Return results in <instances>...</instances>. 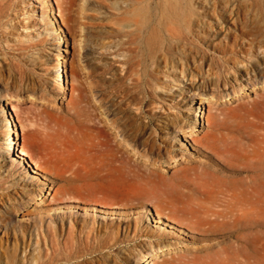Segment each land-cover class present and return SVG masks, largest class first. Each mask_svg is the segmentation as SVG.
<instances>
[{"label":"rangeland","instance_id":"rangeland-1","mask_svg":"<svg viewBox=\"0 0 264 264\" xmlns=\"http://www.w3.org/2000/svg\"><path fill=\"white\" fill-rule=\"evenodd\" d=\"M168 6L167 0H0V264H200L235 241H204L178 222L184 213L166 201L159 182L182 179L183 167L194 166L195 189L208 180L199 170L205 162L220 175L227 156L201 141L211 131L235 147L252 143L241 130L252 118L241 116L264 101V78L248 80L254 70L242 76L225 58L239 57L243 70L264 56V0H192L195 15L179 20ZM224 38L241 39L236 55L219 52ZM242 45L252 52L242 53ZM169 48L191 66L178 60L175 70ZM77 120L85 142L98 123L118 133L138 164L113 190L70 171L77 160L68 138L77 134ZM118 128L136 135V150ZM14 138L35 174L12 150ZM227 143L220 144L222 154ZM243 161L255 169L251 186H263L260 224L251 219L246 235L249 241L260 235L264 264V167ZM132 185L143 194L129 196ZM210 242L215 251L204 250Z\"/></svg>","mask_w":264,"mask_h":264},{"label":"bare ground","instance_id":"bare-ground-1","mask_svg":"<svg viewBox=\"0 0 264 264\" xmlns=\"http://www.w3.org/2000/svg\"><path fill=\"white\" fill-rule=\"evenodd\" d=\"M167 2L169 3L168 10L171 12V15L173 18L178 16L177 19L179 20V18L182 17L185 13H188L190 17L192 14L195 15L194 9L192 6V0H167ZM174 20H176V18H174ZM197 23H198V27H200V25H201V28L203 27L204 22L202 23L200 19H197ZM202 30H204V27ZM162 36L164 37V35ZM172 37L173 36H171V38ZM198 38H201V37H198ZM224 39H225L224 40L225 42L219 45L218 47L219 52L225 53L229 51L232 55H236V53L238 52L236 49V46L240 45L238 44V42L241 41V39H230V38H224ZM220 40H222V38H212L211 41L213 43H216L217 41L219 42ZM229 40L230 42H227ZM211 41L205 39V43L207 44H211ZM239 49L241 50L242 53L249 51V50L252 52V49L250 46L245 47L244 45H242ZM168 50H170L169 54L171 56L174 57L176 55L175 54L177 50L176 48H169ZM254 54L252 55V57H256V55ZM178 56L180 57V55ZM176 57H174L171 61H169L172 64L173 68H175V70L176 69L178 70L181 66L178 60H181V61L184 60L187 63H190L188 61L189 59L187 60L185 58V59L177 60L175 59ZM225 61L231 64L233 70L241 72L242 76H245V75L251 76V72L254 70L256 75L251 76V78L249 77L248 80L250 81H253L260 77L264 78V56L261 57V59L259 60L257 64L250 63L251 66L247 65L244 67L243 70L242 68L240 69V67H237L238 64L244 63L243 61H241V59H239V57L237 58H234V57L227 58L226 57ZM190 66H191V63H190ZM199 70H200V67H199ZM193 71H196V70H193ZM223 83L226 86L231 82L228 79V80H225ZM7 102H8L7 110H8V113L11 114L10 115V120H11L14 116H13L12 108L10 105V99H8ZM235 111L237 112L236 109L234 110V112ZM225 116L227 117V115ZM241 117L242 119L244 118L248 119V117L252 118L247 121L244 119L246 122L242 125V129H241L244 137L252 141L251 144L245 141H241V145H239V147H235L233 146L234 142L229 143L228 141L227 143L228 138L223 133H219V135H217L215 132H212V131L208 133L207 137L203 136L204 139L201 140L203 143L202 145L205 146L206 149L214 152L215 154H218L219 156H227L226 158H224L227 166L225 167V169L223 168L224 171L223 170L220 171L221 173L220 175L217 176L216 173H219L217 171L218 169L215 168V165H213L212 162H209V163L205 162V164H202L200 166L199 170L203 175L206 176V178H208V180L206 181L201 180V182L196 183L195 189L191 187L193 185L190 182L191 180L189 179L190 172L192 170L196 171L197 167H194V166H184V167L182 166L183 167L182 171L184 175L182 179H173L169 182H165L164 180H162L159 182V185H162L164 187L163 188L164 193L167 194L166 201L167 202L169 201L170 204L171 203H173L174 205L176 204L178 211H182L184 213L183 214L184 217L181 219L182 221H178V222L183 223V225H185L186 227L192 230H196L198 234L202 235V239L204 241H213L218 238H222L226 240L230 237L231 238L233 236L235 237V241H233L232 244L227 245L225 244V242H223L224 245H222L220 249L217 248L218 251L215 256H212L213 253L208 252L207 254L208 257L205 258V260H202L200 264H259L260 235L255 234L258 231L257 230L254 233L255 235H253L252 240L249 241V238H247V235H246V230L248 229V223L251 221V219L254 218V220L257 223L259 222V219H261L260 217H261V208H262V187L263 186H262V182H260L259 186L256 188L251 186V183H250L251 176L249 175V172H253L255 171V169L253 170L250 167L252 165L251 163H250L251 165L248 163L250 166L244 165L247 163H245L243 159L244 160H246L247 158L256 159V161L254 162H258L257 168H259L260 165L264 167V101H259L256 104L255 103L252 104V107L250 109L248 108L245 111V114L244 115L242 114ZM89 119L90 121H95L93 120L92 115L90 116ZM80 124H81L80 121L78 120L75 121V124H73L72 127H73V130L74 129L76 130L77 134L68 138L70 145H73V147L75 148V151H72L73 156H74L73 158L77 160L74 164L75 167L73 168L71 167L70 171H72V173L76 176L79 174L80 175L85 174L87 176L97 178L101 181L102 188H106V189L110 188L113 190L115 187H118L120 184L124 182V180L121 177H125V174L130 173L131 175H133L132 172L135 171V168L137 167L136 166L137 163L134 160L133 155H131V153L129 154V152L126 151L127 149L124 146L123 141H121V139L120 140L118 139V133L112 132L110 128H108L106 125L99 126L98 124L100 123H98L97 125L90 126V134L88 136L89 139L88 140L86 139V142H85L84 141L85 139L81 138L83 128H81L82 126ZM118 129H119V132L124 137V140H125L124 142H127L130 146L134 148V150H136L135 148L138 144L136 143L137 141L135 140L136 135L133 133L132 135L127 136L123 128L122 129L118 128ZM15 139L16 138L11 140L12 145H13L12 150L14 152L17 151L20 159H22L23 161V166L25 167L24 163L25 161H27L29 154L24 149H19V148L16 149V143H14ZM203 141H206V142H203ZM223 142L232 145L229 148H227L228 150L227 153H229L230 156L227 154L224 155L225 151L227 150H221V151H224L223 154L222 152L219 151V148L221 147L220 144ZM213 154H211V156ZM226 164L223 163L224 166ZM259 170H262V169H259ZM244 172L246 173V175L240 176ZM195 175L197 176L196 173ZM254 177L255 175L253 176V178ZM159 185H158V188H159ZM144 187L146 188L148 186H144ZM180 187L186 190V192H183V193L179 192L178 188ZM127 190H129L128 191L129 196L136 195V194L141 195V193L143 194L142 189L139 187V185L138 186L132 185ZM248 243H250V245H248ZM210 244L211 242L207 244L206 246H203L204 250L210 251L211 249L212 250L214 249L215 251V245L213 244L210 245ZM190 263L198 264V262L194 259L190 260L188 263H185V264H190Z\"/></svg>","mask_w":264,"mask_h":264},{"label":"water","instance_id":"water-1","mask_svg":"<svg viewBox=\"0 0 264 264\" xmlns=\"http://www.w3.org/2000/svg\"><path fill=\"white\" fill-rule=\"evenodd\" d=\"M24 164H25V168H26V170H27L29 173H31V174H35V171H34L35 166H34L33 163H31L30 158H27V161H25Z\"/></svg>","mask_w":264,"mask_h":264}]
</instances>
